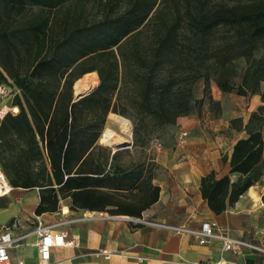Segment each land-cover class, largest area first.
<instances>
[{
  "label": "trees",
  "instance_id": "16d2710c",
  "mask_svg": "<svg viewBox=\"0 0 264 264\" xmlns=\"http://www.w3.org/2000/svg\"><path fill=\"white\" fill-rule=\"evenodd\" d=\"M228 1L0 0V83L19 91L18 113L0 121V167L12 187L38 188L37 215L67 196L93 207L97 187L117 186L100 164L110 151L97 143L109 115L132 120L135 142L188 115L199 78L208 96L214 77L222 93L264 101V0ZM90 72L97 86L74 100L73 83ZM229 127L246 134L233 144L229 174L200 178L215 214L264 179V107Z\"/></svg>",
  "mask_w": 264,
  "mask_h": 264
},
{
  "label": "crops",
  "instance_id": "0c3cea01",
  "mask_svg": "<svg viewBox=\"0 0 264 264\" xmlns=\"http://www.w3.org/2000/svg\"><path fill=\"white\" fill-rule=\"evenodd\" d=\"M15 92L19 93L17 89ZM233 93L236 94L235 91L222 93L216 86L211 98L223 107L222 96ZM8 104L17 106L10 97L2 99L0 121L9 112ZM235 117H238L236 113L228 117L223 126L234 134L224 152L220 127L198 120L186 130L182 142L186 148L198 146L195 155L189 152L168 155L160 149L153 155L146 144L142 153L135 155L136 145L132 140L126 147L112 149L100 164L104 174L114 173L118 177L117 186L97 187L90 201L93 207L72 206V199L67 196L59 200L56 211L37 215L38 188L12 187L5 178L10 190L0 195V234L8 227L13 236L22 237L8 248L11 261L14 264H206L220 259L222 241L209 238L200 243L196 236L182 230H200L206 222H215L231 237L264 249L261 200L264 179L249 187L220 214L212 212L200 194L203 175L213 172L220 178L229 174L233 144L246 136L228 128V121ZM222 156L226 157L225 162ZM230 177L235 179L237 175ZM153 186L159 189L156 201H153ZM37 219L57 224L56 230L66 231L74 245L52 247L49 259L41 260L34 232ZM262 249H243L244 264H264Z\"/></svg>",
  "mask_w": 264,
  "mask_h": 264
},
{
  "label": "rangeland",
  "instance_id": "374dc122",
  "mask_svg": "<svg viewBox=\"0 0 264 264\" xmlns=\"http://www.w3.org/2000/svg\"><path fill=\"white\" fill-rule=\"evenodd\" d=\"M225 2L228 3H232L231 1L228 0H224ZM211 64V63H208ZM207 65H205L204 69L206 68ZM244 66V61L242 59L237 61V72L240 73L241 69ZM236 81H238V79H236ZM210 90H209V96L212 97V93H213V88H216L215 86V81H214V77H211L210 79ZM8 86H10L11 88V94H13L16 91V88H14L13 85H11L10 83H5ZM98 84V82H97ZM97 84L94 86V88L97 86ZM203 87H204V81L203 78H199L192 87V101L191 103L193 104L192 110L191 112L186 115L185 117L183 116L182 118H180V122L178 124H172V125H167L164 126L163 128H161L160 130H158L155 134H152L149 138L143 136L142 138H138L134 143L136 145V150H134V154L135 155H139L140 153H142V147L146 144L147 148L149 149V151L151 152V154L156 155V153L158 152L157 149H160L159 151H163L166 150L168 155H173V154H179V155H183V153H191L192 155H195V153L197 152L196 148H198V146H193V145H188V148H186L185 145H183L180 142L179 139V133L182 130H189V126H191L194 121H197L199 123H208L210 122L211 124H215L217 126L220 127L219 131L220 134L224 136L223 138V147L222 150L223 152L229 147L231 141L234 139V134L231 133L228 129H225L223 126L226 125V122L228 120V117H230L231 115H233L234 113H236V115H238V117H241L243 119V122L245 123L247 121V118L249 116V114L256 110L258 106H262L264 107V101H261L259 94H256V96L251 95V96H247L244 98H238L237 94L233 93L232 95H226V96H222V99L224 97V105L223 107H219L217 108L216 106L212 105L209 101V96L207 94L204 93L203 91ZM264 91V84H262L260 86L259 92ZM216 95V93H215ZM13 95L11 98V100H13ZM202 98V103L200 105L195 104V101ZM1 102V101H0ZM10 105L8 104L7 106V110L10 108ZM119 115V114H117ZM126 119H128L131 123L132 129H131V134L129 136V141H134L133 138V122L132 120L127 117V116H123L120 115ZM202 118V120H201ZM108 122V119L106 118V122L105 125L102 129V131L104 130V128L106 127ZM229 123V121H228ZM182 126L184 128H182ZM111 127L116 131V132H120L119 128L116 127L115 125L111 124ZM228 128L229 124H228ZM234 132V131H233ZM102 133V132H101ZM101 135V134H100ZM100 137V136H99ZM143 139V141H142ZM160 142L161 143V147L157 148L156 143ZM189 142V140H188ZM187 142V144H188ZM98 144L101 145L103 148L111 151L112 149L103 145L102 143L99 142V138H98Z\"/></svg>",
  "mask_w": 264,
  "mask_h": 264
},
{
  "label": "built area",
  "instance_id": "2783aa9c",
  "mask_svg": "<svg viewBox=\"0 0 264 264\" xmlns=\"http://www.w3.org/2000/svg\"><path fill=\"white\" fill-rule=\"evenodd\" d=\"M16 92L11 94V88L5 83H0V101L2 99L14 96ZM9 113L16 114L19 111L18 106L10 107ZM187 136V132L182 130L179 133L180 142ZM157 148L161 147V143H156ZM5 181L4 174L0 167V182ZM10 190V187L5 189L1 194H4ZM57 224H47L42 220L37 219L34 232L37 235L36 248L41 260H48L50 256V249L55 246H72L74 240L69 237L68 233L63 230H56ZM199 239L200 243L206 242L209 238H218L223 243L222 255L220 259L214 262H208L206 264H244L242 261V250L252 249L260 250L262 248L244 240H240L228 235L225 231L218 228L215 222H206L202 225L200 230H185ZM264 236V235H262ZM22 237L13 236L8 230V227L0 234V264H14L8 254V248L18 243ZM264 250V249H262ZM104 254V252H97ZM18 264H21L20 262Z\"/></svg>",
  "mask_w": 264,
  "mask_h": 264
},
{
  "label": "bare ground",
  "instance_id": "6f19581e",
  "mask_svg": "<svg viewBox=\"0 0 264 264\" xmlns=\"http://www.w3.org/2000/svg\"><path fill=\"white\" fill-rule=\"evenodd\" d=\"M97 82L98 77L96 72H90L84 74L74 82V89L77 93H85L92 89ZM111 124L118 127L120 132H116L111 127ZM130 134L131 123L128 119L118 115H109L107 125L99 137V142L111 149L120 148L129 143ZM8 187L9 185L6 180L3 183L0 182V193Z\"/></svg>",
  "mask_w": 264,
  "mask_h": 264
},
{
  "label": "water",
  "instance_id": "95a60500",
  "mask_svg": "<svg viewBox=\"0 0 264 264\" xmlns=\"http://www.w3.org/2000/svg\"><path fill=\"white\" fill-rule=\"evenodd\" d=\"M92 90H94V87H93L92 89L88 90V91L85 92V93H77V92L75 91V89H74V83H73V86H72V97H73L74 100H75V99H78V98H80V97H82V96L87 95V94L90 93ZM131 129H132V126H131ZM131 133H132V132H131ZM128 145H129V143L126 144V145L123 146V147H126V146H128ZM116 149H117V148H116Z\"/></svg>",
  "mask_w": 264,
  "mask_h": 264
}]
</instances>
